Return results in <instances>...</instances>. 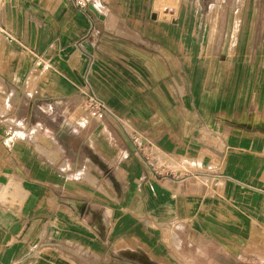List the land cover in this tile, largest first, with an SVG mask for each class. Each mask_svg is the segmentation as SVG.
I'll return each mask as SVG.
<instances>
[{"label": "crops", "instance_id": "1", "mask_svg": "<svg viewBox=\"0 0 264 264\" xmlns=\"http://www.w3.org/2000/svg\"><path fill=\"white\" fill-rule=\"evenodd\" d=\"M169 1L2 0L0 264H264L263 75L199 51L226 0Z\"/></svg>", "mask_w": 264, "mask_h": 264}, {"label": "rangeland", "instance_id": "2", "mask_svg": "<svg viewBox=\"0 0 264 264\" xmlns=\"http://www.w3.org/2000/svg\"><path fill=\"white\" fill-rule=\"evenodd\" d=\"M180 1L176 0L172 9ZM225 4L222 12L219 6L213 11L214 19L219 13L218 26L208 29L210 36L215 30L214 41L200 44L199 51L216 55V74L221 75L226 87L238 93L240 86L247 84L253 94L261 74L264 78V0H226ZM166 17L174 18L170 13ZM198 30L202 35L204 28Z\"/></svg>", "mask_w": 264, "mask_h": 264}, {"label": "built area", "instance_id": "3", "mask_svg": "<svg viewBox=\"0 0 264 264\" xmlns=\"http://www.w3.org/2000/svg\"><path fill=\"white\" fill-rule=\"evenodd\" d=\"M2 0H0L1 4ZM72 4L80 11L86 12L88 8L89 0H71ZM83 102L82 108L88 113L93 120H102L106 114V108L104 102L97 97L93 91L82 90Z\"/></svg>", "mask_w": 264, "mask_h": 264}, {"label": "water", "instance_id": "4", "mask_svg": "<svg viewBox=\"0 0 264 264\" xmlns=\"http://www.w3.org/2000/svg\"><path fill=\"white\" fill-rule=\"evenodd\" d=\"M89 8L93 11V13H95V14L97 13L93 6L89 5Z\"/></svg>", "mask_w": 264, "mask_h": 264}]
</instances>
